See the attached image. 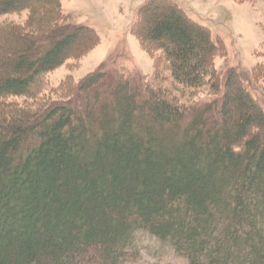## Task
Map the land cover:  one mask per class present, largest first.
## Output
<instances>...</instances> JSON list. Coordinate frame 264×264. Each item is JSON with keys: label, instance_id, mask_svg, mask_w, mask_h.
<instances>
[{"label": "trees", "instance_id": "16d2710c", "mask_svg": "<svg viewBox=\"0 0 264 264\" xmlns=\"http://www.w3.org/2000/svg\"><path fill=\"white\" fill-rule=\"evenodd\" d=\"M60 1L0 0V15L28 10L0 24V98L33 96L41 74L98 43ZM132 31L187 100L98 71L71 99L64 86L62 100L0 102V264H136L137 231L188 264H264V110L172 0H148Z\"/></svg>", "mask_w": 264, "mask_h": 264}, {"label": "rangeland", "instance_id": "374dc122", "mask_svg": "<svg viewBox=\"0 0 264 264\" xmlns=\"http://www.w3.org/2000/svg\"><path fill=\"white\" fill-rule=\"evenodd\" d=\"M148 0H61L60 10L69 22L91 28L98 43L86 53L66 58L57 68L39 76L32 95L0 98V102L32 104V98L47 102L62 100L64 86H70L63 99H71L74 88L87 76L104 71L135 76L160 87L180 102L187 100V90L171 79L161 50L142 44L132 31L139 9ZM185 14L209 30L214 42L221 45L215 55L216 69H236L253 100L264 110V0H172ZM28 10L0 15V24H22ZM41 50V49H40ZM258 65L256 78L251 71ZM11 65H0V75L9 73ZM260 73L262 75H260ZM207 101L205 92L190 97ZM40 100V101H41ZM136 264H188L167 245L145 231L134 235Z\"/></svg>", "mask_w": 264, "mask_h": 264}]
</instances>
